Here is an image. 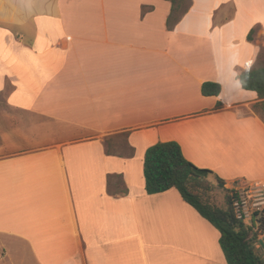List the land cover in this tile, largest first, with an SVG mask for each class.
Returning a JSON list of instances; mask_svg holds the SVG:
<instances>
[{
	"label": "crops",
	"instance_id": "obj_1",
	"mask_svg": "<svg viewBox=\"0 0 264 264\" xmlns=\"http://www.w3.org/2000/svg\"><path fill=\"white\" fill-rule=\"evenodd\" d=\"M189 2L169 29L170 0H0V264H228L177 188L146 191L144 161L176 140L226 185H264L237 77L264 65V0Z\"/></svg>",
	"mask_w": 264,
	"mask_h": 264
},
{
	"label": "trees",
	"instance_id": "obj_2",
	"mask_svg": "<svg viewBox=\"0 0 264 264\" xmlns=\"http://www.w3.org/2000/svg\"><path fill=\"white\" fill-rule=\"evenodd\" d=\"M170 1L173 7L167 26L173 29L191 4L189 0ZM253 32L254 29L250 31L249 39H252ZM237 77L244 89L257 93L259 101L253 107L264 120V65L242 69ZM202 93L218 96L221 84L205 81ZM221 106L222 101H219L217 107ZM144 174L149 194L177 188L186 202L220 230V244L228 264H264V256L257 245L264 234V210L254 212L251 224L238 218L234 201L240 199L242 191L227 187L225 180L212 169L199 167L189 160L178 141H159L151 145L145 154ZM210 176L215 177L217 184L209 180ZM215 187L224 191L223 205L213 199Z\"/></svg>",
	"mask_w": 264,
	"mask_h": 264
},
{
	"label": "built area",
	"instance_id": "obj_3",
	"mask_svg": "<svg viewBox=\"0 0 264 264\" xmlns=\"http://www.w3.org/2000/svg\"><path fill=\"white\" fill-rule=\"evenodd\" d=\"M240 199L234 201L238 218L247 221L252 218L254 212L264 210V185L250 187L245 192H241ZM252 209V210H251Z\"/></svg>",
	"mask_w": 264,
	"mask_h": 264
},
{
	"label": "rangeland",
	"instance_id": "obj_4",
	"mask_svg": "<svg viewBox=\"0 0 264 264\" xmlns=\"http://www.w3.org/2000/svg\"><path fill=\"white\" fill-rule=\"evenodd\" d=\"M190 7H189V9H190ZM4 110L15 121H20L21 122V121H24L26 119H30V117L32 118V116L29 117V115H26L25 113H23V112H21L19 110H14V109H10V108H5ZM9 151H11V149L7 146V143L5 142V140L3 138H1V136H0V155L7 154ZM209 180H211L213 183L217 184L216 179H215L214 176H210ZM233 184H231L230 186L229 185H226V186H228L229 188L239 189L242 192H245L246 190H248L251 187V184H248V183L242 182V181H235V183H233ZM224 198H225L224 197V191L222 189H220L219 187H215L214 190H213V199H214V201L217 204H219V205H223L224 204ZM246 222L251 224L252 219L248 218ZM263 244H264V241H263Z\"/></svg>",
	"mask_w": 264,
	"mask_h": 264
}]
</instances>
